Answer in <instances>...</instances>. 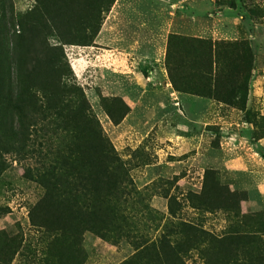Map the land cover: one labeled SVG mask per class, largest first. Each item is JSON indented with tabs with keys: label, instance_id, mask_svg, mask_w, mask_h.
I'll return each instance as SVG.
<instances>
[{
	"label": "rangeland",
	"instance_id": "1",
	"mask_svg": "<svg viewBox=\"0 0 264 264\" xmlns=\"http://www.w3.org/2000/svg\"><path fill=\"white\" fill-rule=\"evenodd\" d=\"M195 39L244 43L247 85ZM263 238L264 0H0V264H264Z\"/></svg>",
	"mask_w": 264,
	"mask_h": 264
},
{
	"label": "trees",
	"instance_id": "2",
	"mask_svg": "<svg viewBox=\"0 0 264 264\" xmlns=\"http://www.w3.org/2000/svg\"><path fill=\"white\" fill-rule=\"evenodd\" d=\"M194 41L198 43L199 49L203 50L201 54L199 53V55H196L195 57L197 62H195L194 65L198 68L196 72L198 75H201V77L207 82L211 80L212 73L214 74V81L216 77L219 78V75L222 72L221 51L223 48H229L231 55L230 62L234 71L231 76V82H233L234 85L237 84L238 86H241V88L242 86L244 87L247 85L250 73V55L248 50L244 47V43L234 41L230 43H218L212 46L206 41H198V39H195ZM168 57L169 52L166 59ZM213 64L215 66L214 69L212 67ZM213 94L216 95L215 98L218 101L232 104L231 100L234 96H219L216 90L213 91ZM107 154V152L104 153V155L108 156ZM181 226L184 234L186 235L185 244L189 247V251L194 250L197 245L200 246L202 243L211 242V238L204 231L198 230L195 226H193V224L183 222ZM257 241L259 244L257 250L264 256V238L257 239Z\"/></svg>",
	"mask_w": 264,
	"mask_h": 264
}]
</instances>
